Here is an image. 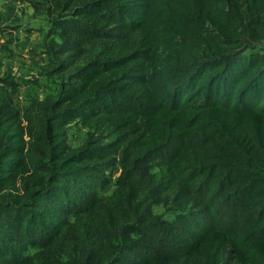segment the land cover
Listing matches in <instances>:
<instances>
[{
  "label": "trees",
  "instance_id": "trees-1",
  "mask_svg": "<svg viewBox=\"0 0 264 264\" xmlns=\"http://www.w3.org/2000/svg\"><path fill=\"white\" fill-rule=\"evenodd\" d=\"M49 2L57 95L0 81V264H264V0Z\"/></svg>",
  "mask_w": 264,
  "mask_h": 264
},
{
  "label": "rangeland",
  "instance_id": "rangeland-1",
  "mask_svg": "<svg viewBox=\"0 0 264 264\" xmlns=\"http://www.w3.org/2000/svg\"><path fill=\"white\" fill-rule=\"evenodd\" d=\"M0 26L9 28L0 31V81L9 78L19 83L14 94L16 107L23 109L33 99L55 97L59 79L46 69L49 62L46 47L60 41V36L54 32L49 0H0ZM254 50H264V41L256 44ZM86 137V129L71 127V146L81 145ZM119 173L115 169L109 175L115 180ZM153 208L165 218L175 216L172 205L157 204Z\"/></svg>",
  "mask_w": 264,
  "mask_h": 264
}]
</instances>
